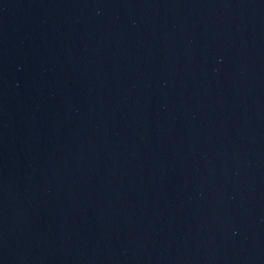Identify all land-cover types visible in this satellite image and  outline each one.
<instances>
[{
    "label": "water",
    "instance_id": "water-1",
    "mask_svg": "<svg viewBox=\"0 0 264 264\" xmlns=\"http://www.w3.org/2000/svg\"><path fill=\"white\" fill-rule=\"evenodd\" d=\"M0 264H264V0H0Z\"/></svg>",
    "mask_w": 264,
    "mask_h": 264
}]
</instances>
